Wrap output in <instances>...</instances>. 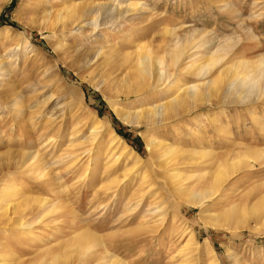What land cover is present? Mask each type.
Returning <instances> with one entry per match:
<instances>
[{
    "label": "rangeland",
    "instance_id": "1",
    "mask_svg": "<svg viewBox=\"0 0 264 264\" xmlns=\"http://www.w3.org/2000/svg\"><path fill=\"white\" fill-rule=\"evenodd\" d=\"M117 1L136 3L134 11L113 20L115 24L99 27L97 33L102 32L103 41L94 43L88 34L83 37L67 29L61 37L80 50H107L115 45L116 51L128 54L149 43L153 57H162L166 63L176 40L187 44L190 57L185 54L183 63L204 58L216 49L223 57L208 74L198 77L184 69L171 75L169 82L171 87L195 84L206 94L213 86L209 81L220 78L214 85L221 86V91L210 97L211 102H190L189 109L185 105L166 121L156 117L158 121L155 118L149 125L123 122L115 110L137 111L164 102L172 92L155 89L140 98L115 96V91L107 89L101 92L91 77L113 68L114 74L123 73L124 65L136 61V54L125 64L115 59L103 66L100 57L96 63L93 58L76 65L69 56L67 63H58L60 50L53 43L61 37L24 23L38 13L42 0H0V4L4 2L0 6V58L6 60L9 77L3 78V89L20 92L16 91L17 111L10 106L15 96L9 101L0 95L4 102L0 106V182L10 183L15 192L65 206L43 220L30 218L29 227L13 223L0 228V242L13 243L17 260L27 264L35 263L32 260L40 241L58 249L84 232L89 237L83 243L93 245H84L79 258L70 254L68 264L104 261L98 252L102 246L108 256L120 259V264H264V63H260L264 57V0ZM237 62L236 71L231 65ZM236 75L245 78V85L251 79L254 87H259L250 91L251 95H242L245 99L241 102L234 93L232 100L230 94L222 97L223 84L231 83ZM89 120L106 123L95 138L90 136ZM151 138L167 145L160 146L162 150L172 149L163 155L159 148L150 158L145 141ZM122 144L141 161L135 163L133 157H126ZM253 148L262 152L259 161H250ZM19 150L36 151L41 163L37 171L26 174L17 169ZM164 160L168 167L163 166ZM218 169L224 175L213 190ZM178 179L180 188L211 189V198L204 200L202 207L178 202L174 188ZM15 192H4L0 202L14 204L18 200ZM229 208H234L235 214L218 228L204 224L201 218L202 214H219ZM242 211L247 216L244 225L237 222ZM90 254L95 255V262Z\"/></svg>",
    "mask_w": 264,
    "mask_h": 264
},
{
    "label": "bare ground",
    "instance_id": "2",
    "mask_svg": "<svg viewBox=\"0 0 264 264\" xmlns=\"http://www.w3.org/2000/svg\"><path fill=\"white\" fill-rule=\"evenodd\" d=\"M5 1L6 0H4V2ZM93 1L92 2H83V1H81V2L77 1L76 2V0H42L40 6H38V9L36 8L37 9L36 12H38V13L30 15L27 18V20H25L26 22H24V23H26V24L29 23L31 26H35L36 28H38V30H40L42 32L44 30L50 31L51 34L54 36L56 34H58V36H60V37L63 36V34L61 35V33L64 29H67L69 31L74 30L77 35L79 34V35H82L83 37L84 36L86 37L88 35L91 36V41L96 43V42H101L104 40V37H102L103 36L102 32L100 31L99 33H97L99 30L98 29L99 27H101V26L104 27V26L110 25L112 23L115 24L112 21L115 19L117 20L118 17L120 18L121 16L122 17L124 16V18H125V16L129 15L130 13H132L134 11V7L136 4V3H132L131 1H128L123 5L122 3H120L117 0H107L105 2H96V1L93 2ZM2 4H0V6ZM141 5L144 8V4H141ZM139 6L140 5H138V7ZM137 9H139V8H137ZM126 18H128V17H126ZM23 20H24V18H23ZM168 31H169L168 32L169 34L172 33L171 30H168ZM95 32L97 34H95ZM164 32H165V30H164ZM166 32H167V30H166ZM92 35H93V37H92ZM182 42H180L179 40L175 41L173 48H172V51H171L172 54L170 57V61L168 63H166V62H164L162 57H153V51H152L153 46H151L149 43H147L146 45L144 44L141 48H139L136 51H133V52L128 54V53L123 52V51L122 52H118L119 50L116 51L114 48L115 45L110 46V44H109L110 47L107 50H103L102 48H100V49L97 48L96 50H89L88 51V50H80V49L75 48V46L68 44L65 41V39L62 37L57 38V40H55L54 43L52 41L54 48L60 50V52L58 53V55L60 56L59 60H57L58 63L59 62L60 63H67L66 58L69 56L72 58V59L70 58L71 60H74V62H76V65H77V63L78 64L79 63L87 64L89 62H92L93 58L96 59V60L93 59V60H95V63H96V61H98L100 59V57L103 58V60L101 61V62H103V66L110 65L111 63L116 62L117 59L122 60V63L125 64L128 62V60H130L129 58L131 57V55L133 56V54H136V56H137L136 61L129 62L127 67H125V65H124L125 68L122 65V67L124 69L123 73L120 70V67H121L120 66L119 71H121L120 72L121 74H114L115 71L113 68V70H111L109 72H104V73H101L99 75L97 73L93 77H91V80H93V82H94L93 86H95L96 88L98 86V88L101 90V92L102 91L105 92L107 90H113L116 93L115 96L121 95V96H124L126 98H129V97H131V95H136L138 98H140L141 96H143V94L150 92V90H155V89L156 90L159 89L163 92H165L167 90H169L167 92H172L170 94L169 98L167 100H165L164 102H158L154 105L148 104V106H144V108H140V110H137V111L125 112L126 110L123 111L122 108L115 110L121 121L126 122L128 124L133 123L136 125H149L150 123L155 122V120L157 118H159L160 121H164V120L166 121L170 115H173V114L177 115L178 114L177 112H180L182 110V107L186 108L185 105H187V109H189V107L191 106L190 102H193L192 105L193 104L196 105V102H198L199 100H202V99H205L206 101H210L211 96L214 97L218 94L217 93L218 90L221 91L220 85H222V84L219 85L220 87L216 86L217 85L216 82L220 78L216 79V81H209V85H213V86L210 87V90L206 94L205 93L203 94L200 90V87H198L195 84L188 85L185 87L182 84H179L182 87L174 84L175 87H171L172 82H169L171 80V79L169 80V77L171 75L175 76L177 73L180 74L184 69H188L189 73L188 72L187 73L188 74L191 73L190 75H194V76H198V77L203 76L204 74H208L211 67H214L215 64L218 63L221 60V58L223 57V55L220 54L219 51H217L214 48L215 52L213 51V53L211 55L210 54L206 55L204 58H201V59H197L198 58L197 57L194 61L192 60L191 63L190 62L183 63L182 58L187 53L186 51L188 50V48L186 46L187 44H185V43L183 44ZM101 44H103V43H101ZM226 45H227V43H226ZM226 45L224 46V48L226 47ZM227 47H228V45H227ZM123 48H122V50H123ZM58 51H56V52H58ZM162 51H163V49H162ZM224 51L227 52V50H224ZM4 54H5V52H4ZM194 55L195 54H193L192 56H194ZM187 56H185V57L187 58ZM188 57H190V56H188ZM5 58H6V56H5ZM262 58H263V60L260 62V59H262ZM262 58L257 60V63L258 62L264 63V57H262ZM5 61H4V57L0 58V95L5 100H7L6 98H8L9 101H10V97L15 96L16 98L15 97L13 98V101L10 103V106L12 107L13 110L16 109V111H17V108H15V106L17 105V103L19 101L18 94L20 92L18 93V91L16 90L18 94L16 93V91L15 92L13 91L12 93H8L10 90L6 91L5 89H3L4 83H5L3 78L4 77L9 78L7 76L8 74H7V68H6V67H8V65L5 66L6 65L4 63ZM239 63L240 62H237V64L233 63L231 65V68L233 66V68L235 69V65H238ZM260 63L257 65L259 66ZM241 64L244 66V64L242 62H241ZM119 65L120 64H118V66ZM255 65H254V67H255ZM257 65H256V67H257ZM263 65L264 64H262V66ZM169 67H171L173 70L168 71L167 68H169ZM244 68H246V67H244ZM103 69H104V67H103ZM222 71H224V70H222ZM231 73H232V71H231ZM248 73L249 72H247V75H248ZM244 74H246V73H244ZM254 74H255V76H257L256 73H254ZM254 74H253V76H254ZM238 76L236 75L235 78L230 80L231 83L227 82V83L223 84V86H225V87H224V92L222 91L223 92L222 97H226V95H229V94L231 95V93L232 94L234 93V95L238 96V98L241 102V99L242 98L245 99L244 97L246 95L248 96V93L250 94V91H253V89L259 88V87H254L253 82L250 81L251 79H253L252 75H251L252 77H249L251 79L248 80V82H249L248 86H247V84L246 85L244 84L245 78L242 76L241 77H238ZM260 77H262L261 74H260ZM254 82H256V80ZM215 83H216V85H214ZM223 86H222V88H223ZM246 86H247V88H245ZM7 89H9V88H7ZM203 92H204V90H203ZM254 92H255V90H254ZM255 93H259V92L256 91ZM242 95H245V96L243 97ZM50 96H52V95H50ZM111 96H109V97H111ZM219 96H221V95L219 94ZM231 97H232V95L230 96V99L232 100ZM236 98L234 96L233 99H235V101H237L238 98L237 99ZM227 99L228 98H226V100ZM230 99H228V100H230ZM224 101H225V99H224ZM246 101H244V102H246ZM242 102H243V100H242ZM2 103H4V102L0 101V106L2 105ZM56 104H57V102H56ZM57 110L59 111V109H57ZM21 113H22L21 111H18L19 115ZM99 120H101V119H99ZM20 121H22V122L24 121V118L21 116H20ZM157 121H158V119H157ZM88 122L91 124V127H92V131L90 133V136H92V138H95V136L99 133L100 129L106 125V123L102 122V121L95 122L94 120H89ZM151 136H149V137H151ZM114 137L116 139V136H114ZM114 142L115 141H113V143ZM118 143H120V142H118ZM145 143H146V147H147L148 153L150 155V158H154L156 156V153L158 152L157 150L159 148L161 149V147L163 146L160 143V141L156 140V138L155 139L151 138L149 140L146 139ZM121 146H123V144ZM166 146L164 148H166ZM116 147L118 148V147H120V145L117 144ZM124 149H127V147H124L123 150ZM171 149L169 146L166 149V151H165V149L164 150L161 149V150H162V152L164 151L163 152V155H164V153L167 154L168 153L167 151H169ZM253 149L251 152V156H250L251 160L250 161H252V159L259 161L260 159L258 160L257 157L260 158L262 156V152L260 150L255 149V148H253ZM124 152H125L124 155L126 157H133L135 163H138L139 161H141V158L138 157L137 155L132 156L131 155L132 152L130 150L127 149ZM4 153H5V155L7 154L6 152H4ZM16 153H19V159H20L19 162L17 163V169H19V170L24 169V172L26 174L31 173L32 169L37 171V169H38L37 167H39L41 163L36 156V151L23 152L22 150L21 151L19 150V152H16ZM195 155H196V153H195ZM181 156H183V155H181ZM187 157L189 158V156H187ZM196 157H194V158H196ZM200 157L198 159H200ZM2 159H4V158L2 157ZM11 159H13V158H11ZM261 161H262V159H261ZM162 163H163L164 167L169 166V165L166 166L168 163V161H166V160H164ZM248 163H250V162H248ZM14 164H15V162H14ZM165 172L166 171H164V173ZM223 175L224 174H223L221 169H218V171H216V173L214 175V179H213V182L214 181L215 182H214V184L211 185V187H212L211 189L215 190V188H216L215 184L219 181V179ZM201 177H203V174L198 178V180L201 179ZM179 184H180L179 179H178V181L174 182V188H176L175 190L178 194L177 195L178 202H179V200H181L188 205L202 207L203 201L211 198L210 197L211 196V194H210L211 189L195 191L189 187L180 188ZM12 186H10V183H8L4 180L2 182H0V198L2 197V195H5L4 192L6 193V195L14 194L15 191L12 188ZM15 193H17V195H18V197H17L18 200L15 201L14 204L7 206V204H2L0 202V228H6L13 223H15L14 224L15 226L26 228V227L30 226V223L28 221H30L31 219H32V221L43 220V218L47 217L56 208L57 209H61V208L63 209L65 207L63 205L62 206L57 205V204L53 203L50 199H47L45 197H34V196L31 197V196H28L26 194H22L23 192L21 193V191H20V193H19V191L15 192ZM253 208H255V206ZM233 209L229 208L228 210L221 212L219 214H209V215H204V214L201 215L200 214V215H201L202 220L204 219L203 220L205 222L204 224L210 225L214 228H218L221 225H224L225 220L228 219L231 214H233V215L235 214L236 210L233 212L232 211ZM252 211H254V210H252ZM245 216H246V214H244V211H242L237 216V222L239 221L241 224L244 225V223H246L245 218H244ZM87 237H89V235H87L86 232H84L83 234L78 233L72 238V240H70L68 242V244L65 247H64V245H65L64 244V245L60 246L58 249H54V247L51 248L48 246L47 243H42V241H40L41 245H39L38 253L36 254L35 257H33V260L32 259L31 260L35 262L34 264H56V263L68 264L69 260L67 261V259H68V256L70 257V254L77 256L79 258L83 255L82 249L85 248V246H89V245L91 246L92 243H90L89 245H87V243H86V245L83 243L85 238L87 239ZM95 238H97V237H95ZM99 240H100V238H99ZM85 241H87V240H85ZM97 242H101V241H97ZM93 243H95V242H93ZM100 249L101 250L98 252L99 253L101 252L103 254V258L101 260H104V261L98 262V261H96V259L94 257L95 255L90 254L91 256H89V257H90V259L91 258L93 259L92 262L96 261L94 264H120V262H121L120 259L114 257V255H111V254L108 256L109 253L106 252V250L104 249L103 246L100 247ZM39 251H41V252H39ZM9 254L12 256H15V257L13 259L9 258L8 257ZM15 254H16V247H14L13 243H7V242L2 243V242H0V264H27V263H25L19 259L17 260ZM59 261H61V262H59Z\"/></svg>",
    "mask_w": 264,
    "mask_h": 264
}]
</instances>
